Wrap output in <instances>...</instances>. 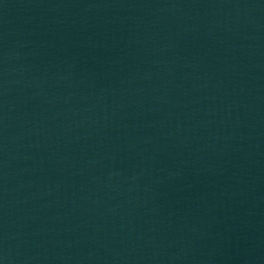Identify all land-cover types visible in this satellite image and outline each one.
Masks as SVG:
<instances>
[{"label": "water", "instance_id": "water-1", "mask_svg": "<svg viewBox=\"0 0 264 264\" xmlns=\"http://www.w3.org/2000/svg\"><path fill=\"white\" fill-rule=\"evenodd\" d=\"M0 264H264V0H0Z\"/></svg>", "mask_w": 264, "mask_h": 264}]
</instances>
